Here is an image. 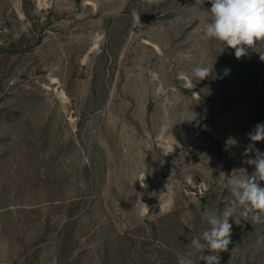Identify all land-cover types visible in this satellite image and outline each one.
<instances>
[{"label": "rangeland", "instance_id": "rangeland-1", "mask_svg": "<svg viewBox=\"0 0 264 264\" xmlns=\"http://www.w3.org/2000/svg\"><path fill=\"white\" fill-rule=\"evenodd\" d=\"M210 8L0 0V264H178L190 251L203 209L231 199L226 175L254 171L242 154L264 123V41L237 59L202 40ZM196 65L212 75L193 81ZM236 219L220 264H264V223Z\"/></svg>", "mask_w": 264, "mask_h": 264}, {"label": "clouds", "instance_id": "clouds-1", "mask_svg": "<svg viewBox=\"0 0 264 264\" xmlns=\"http://www.w3.org/2000/svg\"><path fill=\"white\" fill-rule=\"evenodd\" d=\"M149 2L159 3L160 0ZM210 3V20L204 27L202 40L220 42L225 45L223 50L226 47L234 49L237 59L245 56L258 41H264V0H210ZM132 15L140 22L138 11L133 10ZM261 59L264 60V55ZM212 73L213 65H196L191 69L193 81L197 82ZM247 137L251 143L242 154L247 157L243 162L254 167V171L249 174L244 169V175H240L238 169L233 170L230 176L226 175L229 177L226 187L231 194L230 201L220 211L208 207L203 209L202 218L207 228L190 239V251L178 255V264H194L196 253L205 264H220V253L227 251L231 242L230 218L237 224V216L252 224L264 223V187L261 186L264 182V152L255 146L257 142L264 141V123H258ZM260 239L264 240V237ZM205 251L209 254L205 255Z\"/></svg>", "mask_w": 264, "mask_h": 264}]
</instances>
